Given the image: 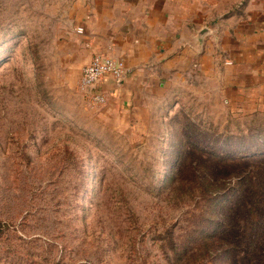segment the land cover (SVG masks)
Returning a JSON list of instances; mask_svg holds the SVG:
<instances>
[{
	"label": "rangeland",
	"instance_id": "374dc122",
	"mask_svg": "<svg viewBox=\"0 0 264 264\" xmlns=\"http://www.w3.org/2000/svg\"><path fill=\"white\" fill-rule=\"evenodd\" d=\"M75 1L0 0V264H264V107L91 102Z\"/></svg>",
	"mask_w": 264,
	"mask_h": 264
},
{
	"label": "crops",
	"instance_id": "0c3cea01",
	"mask_svg": "<svg viewBox=\"0 0 264 264\" xmlns=\"http://www.w3.org/2000/svg\"><path fill=\"white\" fill-rule=\"evenodd\" d=\"M74 8L85 64L100 53L130 69L122 84L111 76L99 84L122 105L191 94L235 111L264 107V0H76Z\"/></svg>",
	"mask_w": 264,
	"mask_h": 264
},
{
	"label": "built area",
	"instance_id": "2783aa9c",
	"mask_svg": "<svg viewBox=\"0 0 264 264\" xmlns=\"http://www.w3.org/2000/svg\"><path fill=\"white\" fill-rule=\"evenodd\" d=\"M76 32L81 34L82 27H77ZM127 73H130V69L126 67L122 59L106 54H94L81 69L78 90L88 100L99 104L105 98L103 94L95 91L96 85L105 76H111L116 83H120Z\"/></svg>",
	"mask_w": 264,
	"mask_h": 264
}]
</instances>
